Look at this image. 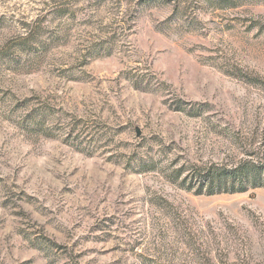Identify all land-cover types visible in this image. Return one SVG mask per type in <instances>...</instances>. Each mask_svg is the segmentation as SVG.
<instances>
[{
    "label": "rangeland",
    "instance_id": "1",
    "mask_svg": "<svg viewBox=\"0 0 264 264\" xmlns=\"http://www.w3.org/2000/svg\"><path fill=\"white\" fill-rule=\"evenodd\" d=\"M264 0H0V264H264ZM179 173V175H178Z\"/></svg>",
    "mask_w": 264,
    "mask_h": 264
},
{
    "label": "trees",
    "instance_id": "2",
    "mask_svg": "<svg viewBox=\"0 0 264 264\" xmlns=\"http://www.w3.org/2000/svg\"><path fill=\"white\" fill-rule=\"evenodd\" d=\"M181 185L195 194L205 195L264 188V152L254 150L236 163L211 162L193 167L182 178Z\"/></svg>",
    "mask_w": 264,
    "mask_h": 264
}]
</instances>
